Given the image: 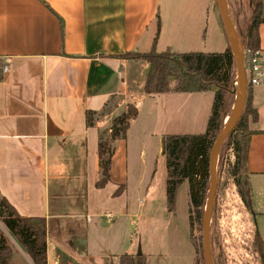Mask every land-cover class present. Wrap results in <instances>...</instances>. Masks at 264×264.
<instances>
[{"label": "crops", "instance_id": "1", "mask_svg": "<svg viewBox=\"0 0 264 264\" xmlns=\"http://www.w3.org/2000/svg\"><path fill=\"white\" fill-rule=\"evenodd\" d=\"M159 2L0 0V195L19 215L45 219L47 264H60L58 251L84 264L95 256L92 235L96 226L103 228L99 218L109 223L110 239H117V216L136 215H129L127 203L120 200L125 190L114 195L125 188L126 139L111 144L109 182L96 188L100 131L107 130L128 104L138 111L132 126L143 114L160 113L161 96H166L173 109L176 103L185 105L173 116L185 124L187 134L205 132L201 128L208 121L213 91L145 96L148 65L112 57L147 53L154 42L158 52H199L197 47L208 42L206 53L227 49L209 0H204L202 13L191 11L184 27L175 21L169 29ZM258 31L259 51L264 52V23ZM252 91L258 120L250 127L256 134L250 140L247 172L252 209L259 207V212L252 211L264 215V86ZM112 98L115 107L88 128L85 112L102 111ZM99 237L104 238L102 233ZM11 244L9 264L16 259L33 264L16 241ZM110 246L115 252L118 243Z\"/></svg>", "mask_w": 264, "mask_h": 264}, {"label": "rangeland", "instance_id": "2", "mask_svg": "<svg viewBox=\"0 0 264 264\" xmlns=\"http://www.w3.org/2000/svg\"><path fill=\"white\" fill-rule=\"evenodd\" d=\"M209 4V8L213 9L214 14L218 16L220 28L227 43L215 0H209ZM225 5L238 35L237 20L243 21L248 18L249 0H225ZM159 6L162 15L165 13L167 29L176 22L184 27L194 9L200 13L206 10L204 0H160ZM239 41L242 46L240 37ZM208 45L209 42L206 46L201 44L197 47V51L206 53L210 50ZM212 91L214 93V90ZM199 95L201 96V94ZM161 97L163 104L159 105L160 113L154 110L150 111V115L149 113L143 114L136 124L130 126L124 137L126 146L122 149V158L123 163L126 164L127 176L124 181L125 191L120 200L124 205L127 203L129 215H136L129 218L117 216L118 219L113 228L120 234L117 239H110L113 231L109 229V223L104 218H99L103 228L96 226L95 233L92 235L95 242L92 254L95 256L93 259L85 261L84 264H117L118 257L116 256L122 254L143 256L145 264H203L201 234L204 209L202 218L199 221L192 220V226H190L187 181L179 187L177 207L175 212L171 213L173 217L168 215L169 212H166L167 174L161 140L165 135L187 134L188 131L184 128L185 124L179 120V117L174 119L173 116L174 111H177V115L185 105L176 103L175 109H173L170 106L173 101L168 103L166 102L167 98H164L166 96ZM200 107L203 108L204 105ZM210 110L207 109L208 118L211 114ZM228 119L229 117L224 123ZM198 121L199 119H197V124ZM206 126L207 123H203L202 132L205 131ZM192 130H194L193 132L197 131V129ZM234 162L235 156L232 149L224 155L221 169L217 162V190L209 229L212 263L262 264L261 254L258 252L254 239L257 232L261 239L264 238V215L252 213L253 211L259 212L258 206L249 212L239 198L232 176ZM195 183L196 190H199L201 180L198 179ZM208 194L209 184L205 203ZM118 211L115 210V213ZM0 233L12 248L11 243H14L15 240L1 222ZM99 233H102L104 238H100ZM91 238L89 235V244ZM112 241L113 244L118 243V247L115 249L116 253L111 251ZM12 264H25V262L22 259H16Z\"/></svg>", "mask_w": 264, "mask_h": 264}, {"label": "trees", "instance_id": "3", "mask_svg": "<svg viewBox=\"0 0 264 264\" xmlns=\"http://www.w3.org/2000/svg\"><path fill=\"white\" fill-rule=\"evenodd\" d=\"M263 22L264 0H249L248 18L243 21L237 20L236 24L245 54L244 64L246 66L248 59L259 51L258 29ZM157 25L160 27L159 19ZM112 57L142 61L148 65L143 86V92L148 97L167 93L193 94L214 90L211 114L204 133L165 135L161 140L162 155L166 160L167 212H175L178 189L187 181L190 200L189 220L190 226H192V220L199 221L202 218V210L206 206L210 151L235 103L234 90L237 74L234 57L229 46L222 53H175L170 49L158 52L154 42L147 53L127 52ZM252 90L253 87L248 84L243 113L223 143L218 161V167L221 169L224 155L232 149L235 156L232 176L235 180L237 194L249 212H252V194L248 181L247 155L251 137L256 134V131L250 127L258 120V113L252 104ZM113 100L114 98L100 112H85V124L88 128L94 127L103 116L110 113L111 109L115 107ZM137 115L138 111L135 105L128 104L126 111L115 118L107 130L100 131L97 145L99 180L96 183V188L102 189L109 182L113 154L111 144L117 139H124ZM198 179L201 180V184L200 189L196 190L195 181ZM123 190V187H119L114 195L118 196ZM0 222L19 247L29 256L33 264H47L45 219L19 215L16 209L0 195ZM254 240L258 252L261 254V262L264 264V242L259 234H256ZM57 255L60 264H78L61 251H58ZM11 257V246L6 238L0 235V264H9ZM145 263L143 256L124 254L118 257L117 264Z\"/></svg>", "mask_w": 264, "mask_h": 264}, {"label": "water", "instance_id": "4", "mask_svg": "<svg viewBox=\"0 0 264 264\" xmlns=\"http://www.w3.org/2000/svg\"><path fill=\"white\" fill-rule=\"evenodd\" d=\"M223 28L226 35V40L229 49L234 57L236 65V81L235 90L236 94L235 103L228 121L225 123L223 129L218 134L213 147L209 154L208 162V174H209V194L204 208V215L202 221V246H203V262L204 264H213L211 258L210 241H209V229L211 215L214 205V199L217 190V174L216 167L218 162L219 152L228 135L233 131L237 122L239 121L245 106L246 91H247V78L246 69L244 64V51L240 44L239 37L233 26V22L230 18L229 11L225 5V0H215ZM1 235V233H0Z\"/></svg>", "mask_w": 264, "mask_h": 264}, {"label": "built area", "instance_id": "5", "mask_svg": "<svg viewBox=\"0 0 264 264\" xmlns=\"http://www.w3.org/2000/svg\"><path fill=\"white\" fill-rule=\"evenodd\" d=\"M245 69L247 85L249 84L252 87L264 86V52L258 51L248 59ZM6 70V67L3 68L4 72Z\"/></svg>", "mask_w": 264, "mask_h": 264}]
</instances>
